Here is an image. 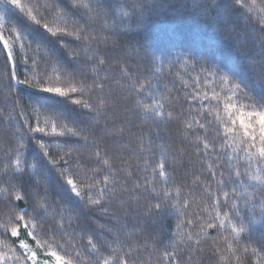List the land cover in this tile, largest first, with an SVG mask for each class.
<instances>
[{
	"label": "snow or ice",
	"instance_id": "1",
	"mask_svg": "<svg viewBox=\"0 0 264 264\" xmlns=\"http://www.w3.org/2000/svg\"><path fill=\"white\" fill-rule=\"evenodd\" d=\"M18 10L17 23L7 29L9 36L4 35V24L6 15L0 12V52H6L5 62L12 65V71L0 75V84L9 90L15 89L16 85L25 86L32 90V98L28 107L30 113L36 120L33 126L28 120L24 121L23 127L28 132L18 130L17 143L9 149L5 155L7 161L3 165V172L0 174V194L10 203L17 204L24 201V206L13 217L10 216L6 223L0 224V229L11 237H19V222H25V227L31 226L27 235L35 240L36 247L40 250L47 249L44 253L51 259H38V253L25 240L19 241L20 248L24 249V255H15V249L5 246V251H0V264H80V252L74 256L61 255L65 249V243L56 239L57 233H63L65 229V216L69 221V227H78L71 224V221L79 217L73 214L72 208L65 212L64 205L60 201H54L60 211V219L55 221L52 227L44 233L47 238H40L35 235L37 224L49 211V185L52 178V169L56 170L57 194L67 193L68 198L73 197L79 201L86 199L89 208L102 207L106 201L122 200V202L135 201L140 204L144 200V208L147 216L151 218L154 214L164 213L175 215L180 219L166 242L165 250L160 254L162 262L180 264L176 249L180 244L190 242L198 245L199 236L208 235V230L219 229L229 233L222 237L227 242V251L235 257L243 236L251 241L257 234V229L264 228V17L258 21L261 35L242 37L236 33V40L243 47L255 49L258 45V52L244 57L247 63L232 61L226 57L217 56L211 49L197 52L196 50L184 49L183 60L177 55L170 63L171 67L181 65L191 66L195 69L199 66L200 71L190 77V82L184 80L181 72L177 71L176 76L180 78V87L184 90L183 98L179 95L173 96V88L169 83L175 85L172 80L161 85L157 76L155 81L151 76H146L139 71H132L127 61H121L116 49L122 48L115 41L105 37L102 41L98 36L90 35L87 26H81L79 21L73 20L71 29L68 23L64 27L53 26L45 17V14L53 7L57 8L54 19L59 20L66 16V12L59 8L63 0H57L56 4H49L35 0L34 3L26 0H6ZM109 0H98V3H108ZM239 5L241 0H235ZM72 9L83 7L86 10L91 8L90 3L83 0H73L70 5ZM133 14L139 8V15L143 16L145 11H155L148 5L140 3L130 6ZM189 12L195 11L205 21L214 22L217 25V32L221 25L228 21L221 20L214 15L220 8L218 0H193L191 6L183 5ZM124 13L120 18L128 15L124 6L121 7ZM252 11V8H249ZM142 23V22H141ZM35 33V35H33ZM75 36L77 41H83V53L75 50L71 53L72 59L76 60L83 56L84 65L78 70L69 73L67 69L60 68V59L57 56L59 49L67 45L61 43L59 49L51 46L50 37ZM19 42L21 49L25 44L31 50L32 44L36 45L35 55L24 56L25 65L24 80L18 78L16 72V56L14 55L15 44ZM103 44V50L98 46L93 49L91 45ZM29 60L31 65L29 66ZM147 60V56H145ZM115 61V63H110ZM163 67V65H161ZM91 68V72L86 71ZM103 72L104 76H100ZM156 73H153L155 76ZM256 80V83H253ZM14 82V83H13ZM114 85V86H113ZM19 93L22 89H16ZM70 100L73 105L86 110L93 127L109 135L123 139L128 133L124 126L115 127L117 115H108L111 108L119 105L124 114L123 124H130L129 115L142 117L145 120H163L165 118V105L172 108L167 113L168 121L178 120L183 127L184 141H188L195 147V154L200 157L213 158V162L207 163L206 174L211 179L202 181L200 175L192 180V186H200L203 189L202 195L197 197L192 191V186L176 184L169 185V172L167 170L168 149L163 143L156 145L159 150V162L152 164L148 153L152 151V136L138 137L139 144L136 148L134 163H129L123 157L124 147L121 146L120 166H117L113 159L97 148L91 165L82 158L76 157L75 149L69 147L67 151L58 153L53 158L52 144L45 143L44 137H75L83 139L88 143V137L82 135L86 129L76 126L69 127L67 117L64 113L58 112L52 103L57 99ZM112 101L110 104L109 101ZM183 103L189 105L187 115L178 118L174 115L177 106ZM17 106H20L17 99ZM95 113L92 117L91 114ZM184 116V114H180ZM103 117L101 126L100 118ZM43 118V120H41ZM75 124V121L73 122ZM199 132L200 134H196ZM37 133L43 134L36 139ZM194 138L189 141L188 137ZM35 140L36 146L41 150L34 157V162L29 165L24 158L28 144ZM145 142L149 147H145ZM183 143V141H182ZM182 149L178 152L182 153ZM15 156V159L12 157ZM143 157V158H142ZM23 164V167L21 166ZM31 169V171H30ZM151 170V178L145 177L144 183L136 172ZM11 172V176H9ZM19 176L20 179L16 180ZM159 177V184L156 181ZM3 177H8L4 180ZM25 177L27 179H25ZM37 189V197L29 204L28 188L29 182L33 181ZM15 181V182H13ZM44 182L43 195L40 194V187ZM215 185L216 191H213ZM227 189V190H225ZM183 197V202L181 199ZM191 198V199H190ZM191 200L204 205L202 211L208 216L202 220L197 238L194 240L192 231L185 230V223L194 226L192 219L185 220L184 214L191 205ZM211 200V204L208 201ZM31 208V211L28 209ZM107 212V208L103 209ZM197 219H200L199 213ZM111 232V230H109ZM96 233L88 236L87 244L89 254L95 256L94 260H87V264H144L138 262L134 254L138 247L128 244V251H123L124 243L119 234L110 240L98 244L94 241ZM74 239V236L72 237ZM127 239L131 240V236ZM163 242V238H162ZM71 243V240L68 241ZM75 247V245H72ZM171 247L173 251H167ZM259 249L264 250V235L261 236ZM259 254L257 247H243L247 254ZM219 254L220 248H215ZM12 253V255H9ZM107 253V254H104ZM15 256V261H13ZM229 257L220 255L217 264H228ZM236 264H243L240 257H235ZM264 264V257H261Z\"/></svg>",
	"mask_w": 264,
	"mask_h": 264
},
{
	"label": "trees",
	"instance_id": "2",
	"mask_svg": "<svg viewBox=\"0 0 264 264\" xmlns=\"http://www.w3.org/2000/svg\"><path fill=\"white\" fill-rule=\"evenodd\" d=\"M26 2L34 3L35 0H26ZM41 2L55 5L57 0H41ZM72 2L73 0H63V3L59 5V8L66 12V16L62 19H54L57 12L55 7L45 14L46 19L53 26L58 27H64L68 23L70 30H72V21H79L81 26H87L88 34L98 36L101 41L107 37L110 41H115L118 45H122L123 47H118L116 52L122 62L127 61L132 71H139L143 75L151 76L154 81L158 76L161 85L175 80V85L171 83L168 85L173 88V96L179 95L183 98L184 92L180 87V78L176 76L177 71L181 72L183 79L189 82L190 77H194L200 71L199 66L193 69L190 65L187 67L175 65L171 67V71L169 70L171 61L177 55H181L183 60L184 49L196 50L197 52L211 49L217 56L226 57L230 62L241 63H247L244 57L258 52V45L253 49L250 45L245 48L238 43L236 33H240L242 37L251 35L259 37L261 35L258 21L261 17H264V0H241L239 5L235 3V0H218L220 8L216 10L214 15H218L221 20L228 21L226 25L220 26L219 32H217V25L214 22L205 21L195 11L189 12L183 7L185 3L191 6L193 0H109L108 3H98V0H83L84 3L91 4L89 10L83 7L72 9L70 7ZM140 3L154 8L155 11H145L144 15L140 16L139 8L137 7L134 15L130 6L139 5ZM122 6L128 13L123 19L120 18L124 15L121 11ZM250 7L252 11H249ZM0 12L5 13V25L9 28L17 23L18 10L14 6L9 5L6 0H0ZM9 35L8 33L7 36ZM50 41L51 46L58 49L61 43L67 45L57 52L61 69H67L71 73L83 67V56L73 60L71 55L75 50L83 53V41H77L75 36L63 35L59 38L50 37ZM98 46L103 50L104 45L102 43L99 45L93 43L91 45L93 49ZM18 49L20 51L14 50L17 61V73L21 67L24 68L25 66L23 63L25 54L27 53L29 56L35 55L36 45L32 44L31 50H29L27 44H25L24 49H21V47ZM5 56L6 52H0V75L6 72L10 75L12 71L11 63L6 66ZM145 56H147V60H145ZM110 63H115V61ZM30 65L31 60H29ZM86 71L90 73L91 68H87ZM154 72L156 73L155 76H153ZM100 76H104V73L101 72ZM253 83H256V80H253ZM16 89H22V91L18 93ZM31 98L32 90L25 86L16 85L15 89L9 90L3 84H0V174L3 172L4 163L7 162L5 155L18 142V130L20 132H28L27 128L23 127L24 121L28 120L33 126L36 125V120L31 115L28 107ZM17 99H19L20 106H17ZM52 103L58 112L64 113L68 118L66 122L69 127L76 126L86 129L82 135L88 137V143H85L83 139L77 140L75 137H44L45 143L53 145V158L56 154L67 151L69 147H72L76 150L74 160L76 157H80L92 166L91 160L95 156V151L99 148L102 154L107 153L116 165L120 166L121 146H123V157L128 159L129 163H134L137 154L136 148L139 144L138 137L143 135L152 136L153 138L152 151L148 153V156L150 157V162L156 164L159 162V150L156 145L162 142L158 137H162L163 143L168 149L166 164L169 172L168 186L176 184L192 186V180L196 175H200L202 181L211 179L205 170L207 163L213 162V158H205L202 155L198 157L195 154V147L188 141H184L183 127L178 120L168 121L167 113L172 111V108L168 105H165V118L163 120H145L142 117L129 115L130 124H123L124 114L118 104L111 108L108 115L115 113L118 117L115 127L124 126L128 133L123 139H120L114 135L96 130L89 122L90 117L85 114L86 110L73 105L70 100L61 98L54 100ZM109 103L111 104L112 101L110 100ZM188 109L189 105L183 103L182 106L176 107L174 115L182 119L186 117ZM181 113L184 116H180ZM91 116L94 117L95 113H92ZM74 121L75 124L73 123ZM100 123L102 126L103 117L100 118ZM196 134L200 133L197 132ZM35 135L37 140L43 136L40 133ZM193 138L190 135L188 140L191 141ZM145 147H149L147 142H145ZM178 149H182V153L178 152ZM40 151L39 147L36 146L35 140L28 144L24 158L29 165L34 162L35 155ZM12 159H15V156ZM21 166L23 167V164ZM9 176H11V172H9ZM136 176L140 178V183L143 184L145 177L151 178V170L149 169L148 172L137 171ZM3 179L7 180L8 177H3ZM19 179L20 177L17 176L16 180ZM25 179L27 178L25 177ZM34 179L35 177L27 185L29 204H32L37 197ZM57 180L56 170L53 168L52 178L48 182L50 189L49 211L38 222L35 235L40 238H47L44 233L48 231L49 227L53 226L55 221L60 219V211L53 202L60 201L64 205L65 212H67L68 208H72L73 214L79 217L78 220L71 221L72 225H78V227L73 228L68 226L69 221L65 216L64 232L56 235L58 241L65 243V249L61 251V255L74 256L79 251L80 264H87V260L96 259L95 256L89 254V246L87 244L88 236L95 231L94 241L98 244L103 243L105 240H110L119 234L121 241L124 243L123 251H128V244L138 247V251L134 253L138 257V262L143 261L144 264H165L159 258L161 252L165 250L170 234L176 225L180 223V219L177 216L164 213L161 215L154 214L149 218L145 212L143 198L139 205L135 201L125 203L122 200H115L106 201L102 207L89 208L86 204L87 198L84 201H79L74 197L69 199L67 193L58 195ZM156 181L159 184L158 176ZM43 187L44 182L42 181L39 190L41 195H43ZM192 191L199 197L202 195L203 189L200 186H192ZM213 191H216L215 185H213ZM181 202H183V197ZM208 203L211 204V200ZM18 204L19 207L17 204L8 202L0 194V224L6 223L10 216L13 217V223H17L14 216L24 206V201H19ZM203 207L202 203L198 206L197 201L191 200V205L183 217L185 220L192 219L194 221V226L190 227L186 223L184 225L185 230L192 231L194 240L197 238L196 234L199 232L201 221L208 216L207 212L202 211ZM104 208H107V212L103 210ZM28 210L31 211V208ZM198 213L200 219H197ZM19 224L18 238L11 237L10 232L5 233L3 229H0V243L4 247H13L16 255L23 256L24 250L20 248L19 241L26 237L31 243H36L35 240L27 235L28 228L23 226L24 223L19 222ZM228 235L229 233L226 231L210 229L207 236H199L200 243L198 245L192 242L180 244L176 249L180 264H217L220 260V255L229 257L228 264H236L235 257H240L243 264H262L261 257H264V250L259 249V243L261 236L264 235V228L258 227L257 234L253 236L251 241L248 240L247 236H243L240 244L237 245L238 250L235 252V257L227 251V242L222 239V237ZM73 236L74 239H72ZM128 236H131L132 239H127ZM69 240H71V243H68ZM72 245H75V247ZM245 246L257 247L259 254H253L251 251L245 254L243 252V247ZM217 247L221 249L219 254L215 252ZM166 250L169 252L173 251L171 247H167ZM38 251L42 253V250L38 249ZM43 251H47V249ZM167 264H170V262H167Z\"/></svg>",
	"mask_w": 264,
	"mask_h": 264
},
{
	"label": "rangeland",
	"instance_id": "3",
	"mask_svg": "<svg viewBox=\"0 0 264 264\" xmlns=\"http://www.w3.org/2000/svg\"><path fill=\"white\" fill-rule=\"evenodd\" d=\"M5 24H6V21H5ZM4 24V29H5V31H4V35H5V37L7 38L8 36H7V34L9 33L8 31H7V29H10L7 25H5ZM8 32V33H7ZM20 47V44L17 42L16 44H15V47H14V50L16 49L17 51H20L18 48ZM22 60H23V58H22ZM25 72H26V69H25V66H24V68L23 67H21L20 69H19V71H18V73H17V75H18V78L20 79V80H24L25 78H26V76H25ZM24 224H23V226H25V222H23ZM28 231L30 230V228H31V226L29 225L28 227ZM29 238H31V237H29ZM22 240H25L27 243H29L30 244V246H32V248L34 249V250H36L37 251V253H38V259L39 260H44V259H51L50 257H46L45 256V252L46 251H41L42 253H39V251H38V248L36 247V244H33V243H31L28 239H26V237H23L22 238ZM6 250V247H4V245H2L1 246V243H0V251H5ZM24 250V249H23ZM9 255H12V253H9ZM16 255V254H15ZM13 261H15V256H13Z\"/></svg>",
	"mask_w": 264,
	"mask_h": 264
}]
</instances>
